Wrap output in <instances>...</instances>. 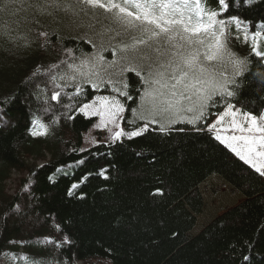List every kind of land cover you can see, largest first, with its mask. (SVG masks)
Masks as SVG:
<instances>
[{
    "label": "trees",
    "instance_id": "16d2710c",
    "mask_svg": "<svg viewBox=\"0 0 264 264\" xmlns=\"http://www.w3.org/2000/svg\"><path fill=\"white\" fill-rule=\"evenodd\" d=\"M189 2L191 15L199 4L202 19L215 11L226 21L219 37L225 62L247 61L239 77L229 65L226 75L239 87L228 86L234 96L225 104L259 117L264 59L252 48L264 52V0H233L231 8L228 0L225 7ZM115 11L79 0H0V261L264 264V178L219 144L205 121L188 123L192 113L171 124L166 116L142 118L146 86L135 73L101 83L124 54L119 49L141 36L125 33ZM144 52L157 55L138 45L133 64ZM96 96L124 105L125 132L147 130L82 149L94 119L79 108Z\"/></svg>",
    "mask_w": 264,
    "mask_h": 264
},
{
    "label": "snow or ice",
    "instance_id": "6c2138e0",
    "mask_svg": "<svg viewBox=\"0 0 264 264\" xmlns=\"http://www.w3.org/2000/svg\"><path fill=\"white\" fill-rule=\"evenodd\" d=\"M79 2L104 8L109 12L116 10L115 23L121 25L125 33L141 34L140 37H132L133 43L124 44L119 49L124 54L119 60L109 63L110 71L104 69L107 80H101V83L111 85L122 83L125 72L135 73L146 86L141 99L145 102L144 111L148 116L142 118L166 116L171 124L177 122L176 118L180 117L181 113H192L188 123L205 121L204 127L207 131L215 133V140L230 149L245 165H249L264 176V115L260 116L259 123L256 116L249 112H243L241 119L240 109L233 110L234 105L230 102L225 104L224 101L225 96L229 98L234 96V92L229 90L230 84L239 87L234 79L226 75L229 65L234 69V75L239 77L242 74L240 66H245L246 70L247 61H234L229 57L225 62L219 37L224 35L226 21L216 20L217 12H209L207 19H202L197 4L193 16L190 14L193 8L189 0H122V2L108 0L107 4L99 3V0ZM232 3L233 0H228L227 6L231 8ZM218 4L225 7V0H218ZM47 6L38 5L42 14ZM229 16L231 19L236 18L231 12ZM214 24L220 25L218 33L211 31ZM119 35L121 33L117 32V36ZM259 35L260 33L256 32V36ZM144 36H147V40L143 38ZM138 45L152 48L157 55L153 57L144 52L139 57L142 63L133 64ZM130 51L131 55L128 54ZM252 51L256 57L264 59V52L256 50L255 45ZM115 55L116 52H113V56ZM100 59L102 58H97ZM93 75L99 73L94 70ZM92 86L94 89L98 87L96 84ZM124 87L127 88L129 85L125 84ZM120 95L127 96L129 100L133 98L124 91H120ZM52 99H56V96L54 95ZM96 100L99 101V108L95 102L85 103L80 111L91 109L93 115L99 114L103 119L105 115L103 109L107 105V114L112 122L115 123L117 118H123L124 105L115 97L99 96ZM222 104L225 106L221 110ZM212 109H216L215 113ZM132 111L135 112V108ZM212 115L216 117L214 122L208 119ZM150 122L155 121L152 119ZM116 127H119V124H116ZM146 130L147 126L143 129L117 132L113 139L121 136L129 138L140 136ZM164 130L165 127L162 125L160 131ZM229 132L233 134L227 135Z\"/></svg>",
    "mask_w": 264,
    "mask_h": 264
},
{
    "label": "rangeland",
    "instance_id": "374dc122",
    "mask_svg": "<svg viewBox=\"0 0 264 264\" xmlns=\"http://www.w3.org/2000/svg\"><path fill=\"white\" fill-rule=\"evenodd\" d=\"M97 97H99V96H96L94 99H92L88 103L95 102L96 107L99 108V101L96 100ZM82 107H83V105L79 108V111ZM235 109L236 108H233V110H235ZM103 110L105 112L103 119L101 118V116L99 114L93 115L91 109H85L83 112L80 111L84 116H86L88 118H94V123L84 134L82 145H81L82 149H88V148L93 147L99 143H104V142L115 140V139H113V137L115 136V133L123 132L122 131V119L117 118L115 123H114L108 117L107 105L104 106ZM262 115H264V112ZM122 116H123V113H122ZM240 118L243 119V115L241 112H240ZM257 122L258 123L260 122V117H257ZM116 124H119V127H116ZM226 126L227 125H225V127ZM246 126L247 125H245V127ZM227 135H231V133L229 132V133H227ZM122 137L123 136L119 137L118 139H121ZM262 177L264 178V176H262ZM13 179H15V176L13 177ZM12 183H13V181H11L8 184L9 186L7 188L8 192L10 194L13 193V191H14L13 189L15 187L14 184H12ZM5 263L6 262L4 260L0 261V264H5Z\"/></svg>",
    "mask_w": 264,
    "mask_h": 264
}]
</instances>
